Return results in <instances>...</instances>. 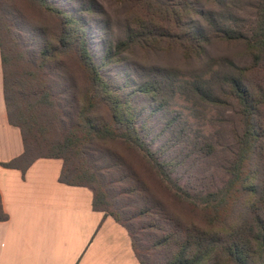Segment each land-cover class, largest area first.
Returning <instances> with one entry per match:
<instances>
[{
    "label": "trees",
    "instance_id": "16d2710c",
    "mask_svg": "<svg viewBox=\"0 0 264 264\" xmlns=\"http://www.w3.org/2000/svg\"><path fill=\"white\" fill-rule=\"evenodd\" d=\"M37 1L60 20L61 30L54 50L62 54H74L86 80V105L80 106L73 117L67 112L68 121L62 134L53 140L49 139L47 145L34 136H27V129L11 117L13 88L7 57L0 46L8 121L20 129L23 144L20 156L0 164L23 170L38 157L60 158L62 166L59 180L69 185L86 186L92 191V207L125 227L140 264L146 262L139 250L141 238L136 232L146 228L157 232L154 234L158 236L159 245L170 252L166 264H264V158L262 152L256 155L258 146L261 147L260 141L264 140V78H258L253 84L246 81L249 72L264 70V0H255L252 4L255 21L250 33L243 31L244 26L236 28V23L229 19L227 10L223 8L224 0H207L213 8L206 10L201 7V0H138L144 8L134 19L133 25L128 22L126 26L128 37L141 40V43L143 39H153V47L159 44V39H173L186 57H204L206 46L213 38L240 40L245 43L250 56L244 66L223 59L226 68L217 77H197L187 82L194 102L219 107L233 101V111L239 119L240 130L235 137L237 147L230 168L231 178L224 191L222 194L217 193L216 199L215 194L211 193L202 207L187 198L180 199L189 210V213L181 211L182 217L171 216V211L167 213L157 197L140 193L141 183L135 170L121 155L109 150L106 142L119 140L126 147L136 148L145 154L151 162L150 168L154 170L158 184L171 181L170 163H177V159L167 155L163 145L159 148L151 146V139H146L142 130L145 124L137 122L139 115L132 107L129 95L120 96L118 87L113 86L107 74L101 72L103 63L94 60L81 16L72 15L54 5L52 0ZM81 7V10L87 11L83 2ZM217 7L221 9L217 10ZM194 16L200 20L196 21ZM113 46L117 53L125 48L121 40ZM111 50L107 51L109 57L113 55ZM43 53L41 51L40 59L37 58L38 63L32 74L35 81L29 82L32 84L30 86L34 85V89L29 94L38 95L39 100L51 104L52 100L48 98L51 88L44 78L46 63ZM148 84L151 82L142 84L137 91L148 92ZM161 104L166 106L162 99L159 101ZM100 106L106 110V118L99 116L96 108ZM33 144L38 152L31 155L30 145ZM203 146L204 153H209L212 145L205 142ZM185 157H180L179 161L183 162ZM253 165H260L261 169L253 170ZM256 172H259L258 176H254ZM252 176L258 177L256 183ZM250 180L254 186L247 188ZM250 190L254 197L246 205L244 215L238 217L239 199L245 192L250 194ZM118 198L122 205H119ZM172 198L175 201L180 196L174 193ZM126 203L134 205L135 212L131 215ZM194 208L200 211L193 212ZM123 211L126 219L145 216L148 220H140L142 224L138 223L139 226L134 230L122 218ZM7 217L0 198V221Z\"/></svg>",
    "mask_w": 264,
    "mask_h": 264
},
{
    "label": "rangeland",
    "instance_id": "374dc122",
    "mask_svg": "<svg viewBox=\"0 0 264 264\" xmlns=\"http://www.w3.org/2000/svg\"><path fill=\"white\" fill-rule=\"evenodd\" d=\"M254 1L224 0L223 8L227 10L229 19L236 23V28L244 26L245 33H250L254 26ZM52 2L72 15L81 16L94 60L103 63L101 72L107 74L113 86L118 87L120 96L129 95L128 99L139 115L137 122L145 124L142 130L146 139H151V146L159 148L163 145L166 154L178 161L170 163L171 181L158 184L157 176L150 168L151 162L145 154L136 148L126 147L119 140L106 142L109 150L121 155L135 170L141 183L140 193L157 197L167 213L171 211V216H181V211L189 213L180 199L187 198L198 207L205 205L211 193L215 194L216 199V194L224 191L231 178L230 168L237 147L235 137L240 130L239 119L234 114L233 101L219 107L194 102L187 82L197 77H217L226 68L223 59L246 65L250 56L245 43L213 38L206 46L204 57H186L173 39H159V44L153 47V39H143L141 43V40L127 36L125 29L128 22L133 25L134 19L144 8L138 0ZM82 2L87 7L86 12L81 10ZM200 4L203 10L213 8L207 0H201ZM193 19L200 20L198 16ZM60 30L58 16L42 7L37 0H4L0 3V46L7 57L13 88L11 117L27 129V136L38 138L43 145L62 134L68 121L67 112L73 117L80 106L86 105V80L74 54H62L54 50ZM118 40L124 42L125 48L117 53L113 44ZM109 49H112L111 57L107 55ZM41 51L44 52L43 61L46 63L44 78L51 88L48 96L52 100L51 104L39 100L38 95L29 94L34 89V85L30 86L32 84L29 82L35 81L32 74ZM258 78H264V70L249 72L246 81L253 84ZM149 81L148 92L137 91L139 86ZM160 99L166 102V106L159 105ZM96 110L102 118L107 117L102 106ZM205 142L212 145L207 154L204 153ZM260 144L256 155L262 152L264 158V140ZM36 149L34 144L30 145V154H36ZM184 155L185 159L180 162V157ZM252 169L259 171L261 167L253 165ZM258 175L259 172H256L254 176ZM256 178H252L254 183L257 182ZM254 183L250 180L247 188L254 186ZM174 193L180 196V202L174 201ZM253 195L252 191L241 196L238 217L244 215ZM119 201L120 198L118 203L122 205ZM126 204L130 207L131 215L135 212L134 205ZM199 211V208L193 210ZM122 218L134 230L141 223L140 220H148L145 216L126 219L124 211ZM136 233L141 238L139 250L146 264H166L171 254L159 245L158 233L149 228Z\"/></svg>",
    "mask_w": 264,
    "mask_h": 264
},
{
    "label": "crops",
    "instance_id": "0c3cea01",
    "mask_svg": "<svg viewBox=\"0 0 264 264\" xmlns=\"http://www.w3.org/2000/svg\"><path fill=\"white\" fill-rule=\"evenodd\" d=\"M8 121L0 55V163L22 154ZM62 160L38 157L23 170L0 164V264H140L120 223L92 207L86 186L59 180Z\"/></svg>",
    "mask_w": 264,
    "mask_h": 264
}]
</instances>
